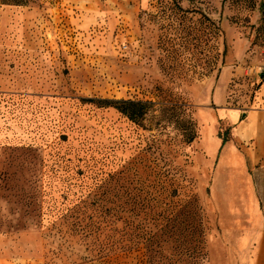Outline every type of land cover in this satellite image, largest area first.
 Here are the masks:
<instances>
[{
	"label": "rangeland",
	"instance_id": "obj_1",
	"mask_svg": "<svg viewBox=\"0 0 264 264\" xmlns=\"http://www.w3.org/2000/svg\"><path fill=\"white\" fill-rule=\"evenodd\" d=\"M263 107L264 0H0V264H218Z\"/></svg>",
	"mask_w": 264,
	"mask_h": 264
},
{
	"label": "crops",
	"instance_id": "obj_2",
	"mask_svg": "<svg viewBox=\"0 0 264 264\" xmlns=\"http://www.w3.org/2000/svg\"><path fill=\"white\" fill-rule=\"evenodd\" d=\"M238 114L218 155V264H264V107Z\"/></svg>",
	"mask_w": 264,
	"mask_h": 264
},
{
	"label": "trees",
	"instance_id": "obj_3",
	"mask_svg": "<svg viewBox=\"0 0 264 264\" xmlns=\"http://www.w3.org/2000/svg\"><path fill=\"white\" fill-rule=\"evenodd\" d=\"M193 1V0H192ZM104 104H115L119 108H123L124 106H141L140 103L136 104L133 102H126V101H120V102H111V101H103ZM232 126H225L223 123L220 122V131L218 133V137L222 140V145H225L227 142L232 140Z\"/></svg>",
	"mask_w": 264,
	"mask_h": 264
}]
</instances>
